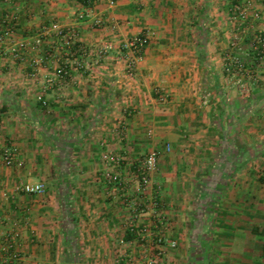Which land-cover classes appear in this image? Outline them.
<instances>
[{
  "label": "crops",
  "instance_id": "1",
  "mask_svg": "<svg viewBox=\"0 0 264 264\" xmlns=\"http://www.w3.org/2000/svg\"><path fill=\"white\" fill-rule=\"evenodd\" d=\"M139 37L147 44L135 57L127 45ZM255 37L264 43V0H95L89 9L0 0V242L15 240L13 264H77L62 254L78 251L85 264H150L151 245L126 240L134 213L126 203L142 204L136 214L151 243L159 214L186 235L201 180L221 186L219 173L227 189L246 191L228 177L253 142L264 160V51L255 65ZM232 59L242 67L229 73ZM151 152L156 168L143 190L136 167ZM108 154L122 159L114 169L122 191L101 178ZM26 183L45 192L23 194ZM228 198L251 206L248 195ZM228 212L233 223L217 233L230 237L233 258L223 263L264 264L252 260V229L241 227L252 211Z\"/></svg>",
  "mask_w": 264,
  "mask_h": 264
},
{
  "label": "rangeland",
  "instance_id": "2",
  "mask_svg": "<svg viewBox=\"0 0 264 264\" xmlns=\"http://www.w3.org/2000/svg\"><path fill=\"white\" fill-rule=\"evenodd\" d=\"M254 64L257 65V62ZM254 143L255 142H253V146L251 148L253 150L250 149L249 154H246L245 156L241 155L240 157H233V160H231L229 165L228 180L234 176L235 178L233 180L235 181H245L247 185H249L246 188V191H244L241 186H239V188L236 187V189H232V187L227 189L225 185L223 186V183H227L228 181L223 178V174L219 173V177H217L218 180L215 181L218 183L217 185L221 183V186H213V188L210 189L205 187L206 185L203 186L202 184L205 183L201 180V183L197 186V191H199L197 195H200L202 198L197 200L196 205L192 206L193 208H190L193 213V217L187 220L188 224L186 223V235H180L178 233L180 232L179 229L177 232H174L176 229H174L171 224L172 220H169L166 216H160L159 214L158 218H151L150 243L148 242L149 238L146 236L149 227L143 225L132 215H135L136 213L130 214L131 217L126 224V228L128 230L130 228L146 230L145 232L142 231L140 236L133 233V239L136 244L143 245V249L145 250L149 249L147 247L149 244L151 245L150 264H226L223 262H227L229 259L233 258L230 257V246L227 244L229 243L228 240L230 237L217 233V230L228 229L229 224L233 223L230 219H227V217L229 218L230 216L228 211L233 212L239 210L243 212L244 209H250L252 211V219L250 221H241L242 224H246L241 227L242 229L246 228L247 230L257 228L260 231L261 237L264 238V185L259 182L260 177L264 178V160L263 156L261 157L259 155L258 141L256 142V145H254ZM244 164H246V168L242 169ZM247 189L249 190V194H247ZM232 191H235L241 199L244 194L246 196L248 195V198L251 200L250 208L248 206L244 208L243 203L234 204L230 202L228 195ZM129 205L132 204L126 203V208L131 213L132 210ZM158 206L156 208L151 206L152 216L156 213L153 211H157V209H159ZM159 238L161 239V242H158ZM72 239H76V237H73ZM251 239L252 260L255 262H259L260 260L264 261V256L261 255L262 245L260 239L252 232ZM171 241L176 242L175 248L169 247V243ZM165 247H168V251H165ZM148 253L149 252L146 251V254L144 255L149 256ZM62 255L65 256V258L63 257L62 259H66L70 257V255H73L77 264L86 263L83 260L85 256L81 251L74 253L64 252ZM124 259H126V257H124ZM169 259H171V262ZM128 262L129 263L127 264H131L130 261Z\"/></svg>",
  "mask_w": 264,
  "mask_h": 264
},
{
  "label": "built area",
  "instance_id": "3",
  "mask_svg": "<svg viewBox=\"0 0 264 264\" xmlns=\"http://www.w3.org/2000/svg\"><path fill=\"white\" fill-rule=\"evenodd\" d=\"M95 0H88L87 6H85L86 9H89ZM147 44V38L146 37H139L138 39L133 40L130 42L127 47L130 48L132 54L136 57L138 56L144 49L145 45ZM252 51L254 55V61H258L262 57V52L264 51V43L259 37H255L254 43L252 46ZM79 65L77 63L74 64V68H77ZM242 65L240 62H238L235 59H232L227 64L226 71L231 73L233 71V68L240 69ZM128 75L131 77L134 74L135 69V59L131 60L128 64ZM68 74V67L64 66L62 69H60L59 77H65ZM0 120H1V109H0ZM1 129V128H0ZM2 160L7 166H12L15 162L14 154L10 151H4L2 155ZM122 159L118 156H114L111 154L105 155L103 157V165L104 168L103 172L101 173V178L112 188L113 191H122L123 187V180L119 176V174L115 173L114 169L121 166ZM157 163V153L151 152L150 154L146 155L143 159L138 161V165L136 167L135 176L138 180V183L140 187L144 190L150 183V175L155 170ZM20 192L26 195H37L42 194L45 192V187L43 184H23L19 188ZM132 205H129L132 212L138 213L137 211L139 208H141V203H131ZM150 205L153 208H156L158 206V201L155 199H151ZM139 214H135V218L138 219ZM161 223V222H160ZM130 232L135 233L136 235L140 236L142 231L141 229H129ZM158 242H161V239H158ZM170 248L176 247V242L171 241L169 243ZM0 251L7 253L4 257V264H13L16 262H19L20 255L18 251L15 248V240L12 239L9 243L4 244L0 242ZM160 254V253H159Z\"/></svg>",
  "mask_w": 264,
  "mask_h": 264
},
{
  "label": "trees",
  "instance_id": "4",
  "mask_svg": "<svg viewBox=\"0 0 264 264\" xmlns=\"http://www.w3.org/2000/svg\"><path fill=\"white\" fill-rule=\"evenodd\" d=\"M77 1H79L80 3H82L84 6H87V1H88V0H77ZM259 182H260L262 185H264V178H263V177H260V178H259ZM128 233H130V235L127 237L126 240L133 239V238H134V235H133L131 232H128ZM252 233H253L257 238L260 239V241H261V243H262V248H263V249H262V255L264 256V238L261 237L260 231H259L257 228H253V229H252Z\"/></svg>",
  "mask_w": 264,
  "mask_h": 264
}]
</instances>
